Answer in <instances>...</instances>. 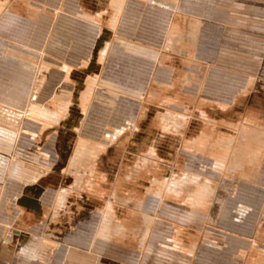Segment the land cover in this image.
Wrapping results in <instances>:
<instances>
[{"label": "rangeland", "instance_id": "obj_1", "mask_svg": "<svg viewBox=\"0 0 264 264\" xmlns=\"http://www.w3.org/2000/svg\"><path fill=\"white\" fill-rule=\"evenodd\" d=\"M150 1L162 0L145 3ZM174 1L161 2L175 15L164 45L158 51L156 67H150L151 57H143L140 61L132 52L124 50L125 55L121 56L119 52L122 51H112V44L117 43L119 36L115 25L100 34L91 58L95 67L70 74L68 83L74 85L72 92L53 90L54 96L65 99L59 105L53 103L54 97H50L45 105L34 104L30 108L44 81L48 80V85L60 82L66 78V72L54 70L50 73L40 69L33 73L20 67L13 70L10 57L0 56V126L17 130L0 188V209L3 210L0 225L6 228L4 241L12 239V229L26 232L24 228L32 223L23 215L16 217L15 208H23L13 204L16 197L25 193V186L31 184L67 191L68 197L60 209L61 216L66 214V217H60L66 220V232L95 210L110 215L113 230H117V223L123 220L131 222L134 227L130 226L129 232L119 229L110 233L111 241L131 250L140 246L142 238L147 237L158 220L157 216L144 214L143 209L196 210L201 218L204 217L202 222L208 224L215 220L218 207L227 195L243 193L240 183L251 182V186L257 188L258 196L264 193V184L259 181L264 172V78L256 76L264 53V32L246 29L250 27L248 21H230L222 33L217 32L216 26L203 24L197 16L177 14L178 4L184 0ZM226 1L231 8L241 10L240 5L245 8L253 0ZM204 29L209 33L215 29V36L221 38L219 46L215 39L201 41ZM210 42L209 50L218 48L215 57L197 54L207 50L206 45ZM105 48H109L106 56ZM252 49L258 50L256 54ZM111 52L115 54L111 56ZM221 68L236 75L238 82L244 79L245 85L230 103H210L206 95L214 96L217 86L231 81V74L217 72ZM31 87L36 94L28 99L30 110L26 105L4 102L13 96L17 101L26 100L27 90ZM25 107L26 113L23 112ZM29 112L43 123L52 118L45 124H55L56 129L41 135L42 125H37L40 121L30 119ZM43 112L50 113L51 117ZM249 142L263 146V152L252 169L254 179L245 181L240 178L243 177L239 174L242 170L239 169L236 175L234 170L240 164L241 150ZM201 144L208 148L220 146L215 160L210 152H195ZM36 162H48L52 167L38 166ZM218 162L222 167L217 168ZM83 163H92L94 167L90 170L83 167ZM18 169H29L39 177L26 180L24 175L17 174ZM90 175L92 178L117 179L115 183L121 196H115L109 202L110 197L105 194L95 195L87 184ZM80 178L84 179L83 184ZM105 187V183L100 185L98 193H105ZM49 198L52 200V195ZM108 203H111L110 211L106 212ZM49 205H53V209L56 207L50 200ZM76 212L80 214L78 217H75ZM13 221L14 226L8 229ZM107 225L103 222L102 227L109 230ZM137 225L141 226L142 232L138 231ZM183 229L184 232L177 229L175 240L189 253L191 245L194 247L203 234L186 227ZM72 235L73 229L65 237L71 240ZM263 236L264 217L254 249L261 256L252 257L254 264L264 261V251L258 248Z\"/></svg>", "mask_w": 264, "mask_h": 264}, {"label": "crops", "instance_id": "obj_2", "mask_svg": "<svg viewBox=\"0 0 264 264\" xmlns=\"http://www.w3.org/2000/svg\"><path fill=\"white\" fill-rule=\"evenodd\" d=\"M146 1L0 0V56L10 57L12 60L11 69L14 70L16 67H20L22 70L25 69L33 73L40 69L49 72L57 70L67 73L65 79L55 82L57 84L48 85V80L44 81L43 86L38 88V96L35 97V100H33L35 102H32L33 104L30 105V108L35 105H45L50 100V97H54L53 103L57 105L62 100H65L59 95L54 96L55 91L53 90H69V94L72 92L74 85L68 83L70 74L72 72L81 73L95 67V64L91 62V58L93 50L100 39V34L102 31H110L109 29H113L115 25H117L116 34L119 36L117 37L118 40H116L117 43L112 44L113 49L122 50L123 52L126 50L143 57H151L157 61L160 56L158 51L164 45L173 19L171 18L167 29L163 31L152 29L150 26L152 20L150 18L157 17L158 19L160 18V13L146 8ZM162 1L172 3V0ZM226 2V0H217V2H211L210 0H184L178 4L180 10L177 11V14L186 13L197 16L203 24H213L216 26L217 32L221 33L225 29V24H230V21L237 23L248 21L246 23L250 27L246 29L264 32V1L253 0L245 8L240 5L241 10H238L239 7L231 8ZM173 3H175L174 0ZM242 8L244 11H242ZM194 9H197V11L194 12ZM174 15L172 16L174 17ZM250 41L252 42L253 40ZM108 49L105 48L103 50L105 56L108 53ZM252 51L256 54L255 51L258 50L252 49ZM122 55L125 54L122 53ZM227 71L238 73L235 70ZM35 88L37 87L35 86ZM32 94H36V92L31 87L27 90L26 100L17 101L14 98L15 96H13L9 97L10 101L6 100L4 102L15 106L26 105L28 108V99ZM208 102L215 103L210 100ZM26 107L25 111H23L24 113L27 111ZM21 108L23 109L24 107ZM30 108L28 109L30 110ZM43 113L51 117L50 113ZM29 115L30 119L40 121L37 125H42L40 129L41 135L46 131L52 132L56 129L55 124H45L46 121L52 118L43 123V120L33 116V112H29ZM16 137L17 130H10L0 126V188L6 174L8 154L13 149ZM219 148L220 146L218 145L208 148L207 145L201 144L195 152L200 154L210 152L213 156H211L212 159L215 160V153L220 151ZM262 148L263 146H259L257 142L256 144L247 143L241 150L240 164L235 167V175L241 169L242 171L239 174L243 175V177L240 178L245 181H252L254 179L252 169L256 167L259 161V154L263 152ZM36 163L38 166L41 165L45 168L52 167L48 162ZM91 164L83 163V167L92 170L94 165ZM216 164L217 168L222 167L221 162ZM224 164L226 165V163ZM246 170H249V173ZM19 173L24 175L26 180H33L39 177L38 174L31 172L29 169H21V171L18 169L17 174ZM247 173L248 177H245ZM79 180L83 184L84 179L80 178ZM115 181L103 177L92 178L90 175L87 184L90 187L89 190L95 195L105 194L107 198L110 197L109 202H111L115 196H121ZM104 183L106 185L105 193L103 191L98 193L97 188ZM240 184L243 185L241 189L243 193L229 194L224 198L218 207L215 220L207 224V231L200 230L199 227L194 230L195 228L193 227L176 225L170 240L171 248L185 256L195 257V264H254L252 257L260 255L254 249L257 247L255 237L262 224V217H264V193L258 196L255 192L258 190L251 186V182ZM27 186H32V184ZM51 195L52 200L49 198ZM67 197L66 190L44 189V193L39 199L42 205L41 213L15 208L16 217L23 215L26 219L31 220L32 223L24 228L26 232H23L22 230L12 229L15 220L10 222L11 224L8 226L10 228L8 229H12L14 238L12 237L9 242L3 240L6 228L0 225V264H136L135 258H131L127 254L138 253L145 249L148 245L147 243L153 238L152 235L161 226L160 223L156 222L148 232L147 237L142 238L140 246L135 250H131L123 245L114 243L110 239V233L119 231V229L129 232L130 226L131 228L134 227L131 222L119 221L122 224L117 223V230H113L110 215H105L95 210L85 215L73 227L68 228V232L73 229V235L71 240H67L65 237V234L68 233L65 228L66 220L65 218H60L66 217V214L60 215V209ZM14 198L15 196L13 200ZM18 198L19 196L13 201L14 205H16ZM49 200L52 201L54 206L56 205L54 209L52 208L53 205L50 206L51 203L49 205ZM110 206L111 203H108V208L106 207L105 209L106 212L110 211ZM2 212L3 210L0 209V216ZM142 212L157 217L160 213L155 207L150 211L143 209ZM76 213L75 217H78L80 214L79 212ZM138 216L144 215L138 213ZM103 222L108 224L109 230L102 227ZM136 227L139 232H142L140 225ZM184 227L203 234H200L201 238L194 247L191 245L192 251H189V253H186L175 240L177 229L180 228L184 232ZM221 234L225 236V240L219 237ZM215 246L219 247L218 250ZM258 248L264 251V236ZM262 259L264 260V258Z\"/></svg>", "mask_w": 264, "mask_h": 264}, {"label": "built area", "instance_id": "obj_3", "mask_svg": "<svg viewBox=\"0 0 264 264\" xmlns=\"http://www.w3.org/2000/svg\"><path fill=\"white\" fill-rule=\"evenodd\" d=\"M145 7L146 8L150 7L152 10L158 11L160 13V18L158 19L157 17L150 18L152 20V23L150 24L151 28L156 31H163L167 29V26L169 25L170 20L171 18H173V16L171 14L170 15L167 14L166 10L163 9V6L157 3L148 2L145 3ZM214 32L215 29L213 32L210 33L208 32V30L204 29L202 36H200L201 41L202 40L208 41L209 39H211L212 41L213 39H215L217 42V46H219L218 43L221 38L220 36H215ZM211 45L212 43L210 42L209 44L206 45L208 47L207 50L204 49L202 52H198L197 54L203 57H205L204 55H208V56L212 55L213 57H215L217 54L216 50L218 48L214 47L213 48L214 50H209V48L212 47ZM113 51L116 52V49H114ZM115 52L113 53V55L115 54ZM122 53L124 52L122 51ZM122 53L119 52L121 56H123ZM262 56H263L262 63L256 72L257 73L256 76H260L264 78V53ZM141 58L143 59V56L137 55V60L141 61ZM148 62L150 63V67H156L157 61L155 59H152L151 61ZM217 72L222 74H226V73L231 74L229 72H226V69H222V68ZM235 76L236 75L234 74L230 76L231 81H229L227 84H223V85L221 84L217 86L214 92L216 95L215 94L214 96L206 95L205 98L214 102L216 101L219 103H230L235 98L236 93H238L245 85V81H243L244 79L243 80L240 79L241 82H238L237 80H235L236 79ZM223 79L226 80L225 77ZM259 181L261 184H264V172L260 175ZM159 211L160 213L157 222L160 223L161 226L158 228V231L152 235L153 238L147 243L148 244L147 247L145 249H142L141 252L130 253L127 255L131 258H135L136 264H195L196 261L195 257L185 256L173 250L170 246L171 245L170 240L172 239L173 230L176 225L193 227L195 229L199 227L200 230L207 231V224L202 222L204 221V217L201 218L200 216L201 214L197 213L196 211L191 210L190 212H186V211H180L179 209L172 207H166L164 209L160 208ZM175 212L178 213L176 214ZM219 237L225 240L224 235L221 234ZM9 238H11V236H9ZM215 248L218 250L219 247L215 246Z\"/></svg>", "mask_w": 264, "mask_h": 264}, {"label": "water", "instance_id": "obj_4", "mask_svg": "<svg viewBox=\"0 0 264 264\" xmlns=\"http://www.w3.org/2000/svg\"><path fill=\"white\" fill-rule=\"evenodd\" d=\"M25 193H30L31 196L25 195V193L17 199L16 205L23 208L26 211H33L36 213L42 212V205L39 201L40 197L44 193V188L35 184L25 187Z\"/></svg>", "mask_w": 264, "mask_h": 264}, {"label": "bare ground", "instance_id": "obj_5", "mask_svg": "<svg viewBox=\"0 0 264 264\" xmlns=\"http://www.w3.org/2000/svg\"><path fill=\"white\" fill-rule=\"evenodd\" d=\"M161 2H162V1H161ZM161 2H160V1H156V2H155V1H150V3H157V4H160L161 6H163V9L166 10V13L170 15V14H171L170 11H169L170 9L168 10L167 5H165L164 3H161ZM147 3H148V2H147ZM169 7H170V6H169ZM173 8H174V7L172 6V9H173ZM148 9H151V8L149 7ZM173 10H175V9H173Z\"/></svg>", "mask_w": 264, "mask_h": 264}, {"label": "flooded vegetation", "instance_id": "obj_6", "mask_svg": "<svg viewBox=\"0 0 264 264\" xmlns=\"http://www.w3.org/2000/svg\"><path fill=\"white\" fill-rule=\"evenodd\" d=\"M23 194H24V193H23ZM25 195H27V196H28V195H30V196H31V194H30V193H25Z\"/></svg>", "mask_w": 264, "mask_h": 264}]
</instances>
